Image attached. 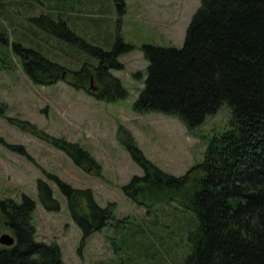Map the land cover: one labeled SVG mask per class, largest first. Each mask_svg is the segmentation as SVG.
<instances>
[{
    "label": "rangeland",
    "instance_id": "obj_1",
    "mask_svg": "<svg viewBox=\"0 0 264 264\" xmlns=\"http://www.w3.org/2000/svg\"><path fill=\"white\" fill-rule=\"evenodd\" d=\"M200 4L201 0H126L125 13L120 14L116 0H0V67L5 62L8 67L0 69V101L7 108L0 113V199L20 201L29 194L36 201V240L56 243L66 264H181L189 254L187 233L196 219L192 210L164 202L150 211L124 192L134 175L144 174L124 140L130 132L160 169L184 175L205 160L211 139L230 128L231 111L226 106L195 130L175 115L134 108L147 74L143 44L181 47ZM41 14L65 18L78 35L106 49L119 35L132 45L119 56L124 69L111 70L128 95L113 102L100 100L94 82L77 89L68 77L35 83L13 50L14 43L42 49L67 70L77 71L89 58L98 64L77 45L36 25L33 18ZM45 134L87 149L100 169L78 165ZM40 178L53 188L60 210L43 206L37 188ZM58 178L92 189L101 206L116 204L115 220L82 242L83 233ZM3 232L11 234L0 218V235Z\"/></svg>",
    "mask_w": 264,
    "mask_h": 264
},
{
    "label": "trees",
    "instance_id": "obj_2",
    "mask_svg": "<svg viewBox=\"0 0 264 264\" xmlns=\"http://www.w3.org/2000/svg\"><path fill=\"white\" fill-rule=\"evenodd\" d=\"M116 4L120 14L125 13L126 0ZM33 22L98 61L95 65L89 58L77 71L67 70L42 49L14 43L13 50L35 83L68 77L77 89L94 82L100 100L113 102L128 95L111 73L112 68L124 69L119 56L133 48L120 35L106 49L78 35L65 18L41 14ZM2 38L8 42L5 34ZM183 43L181 47L143 44L147 74L135 110L175 115L195 130L226 106L231 111L230 128L211 139L205 160L184 175L160 169L127 132L126 149L144 174L134 175L123 190L150 211L175 202L194 212L196 219L187 233L192 247L181 264H264V0H201ZM6 65L2 67L7 69ZM6 111L0 101V113ZM48 137L78 165L89 163L100 169L87 149ZM56 181L83 233L82 242L115 220L116 204L101 206L92 189ZM37 188L47 210H60L48 181L38 179ZM35 209L36 201L26 193L20 201L0 199L2 223L16 238L13 245L0 243V264H66L56 243L36 240Z\"/></svg>",
    "mask_w": 264,
    "mask_h": 264
},
{
    "label": "water",
    "instance_id": "obj_3",
    "mask_svg": "<svg viewBox=\"0 0 264 264\" xmlns=\"http://www.w3.org/2000/svg\"><path fill=\"white\" fill-rule=\"evenodd\" d=\"M95 89V88H94ZM15 236H13L12 234H10L9 232H3L0 235V243L3 245H13L15 243Z\"/></svg>",
    "mask_w": 264,
    "mask_h": 264
}]
</instances>
